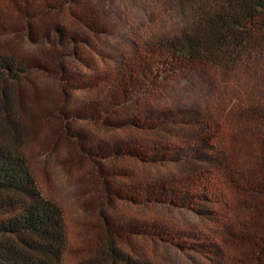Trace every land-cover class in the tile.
<instances>
[{
  "label": "rangeland",
  "instance_id": "1",
  "mask_svg": "<svg viewBox=\"0 0 264 264\" xmlns=\"http://www.w3.org/2000/svg\"><path fill=\"white\" fill-rule=\"evenodd\" d=\"M23 1L0 0V53L39 67L9 89L25 125L18 147L41 193L63 213L64 263L97 255L111 224L117 249L134 262L237 259L238 243L223 241L231 203L220 177L236 80L161 69L150 84L139 74L147 43L179 23L162 0H61L38 20L50 0ZM122 87L131 99L124 104ZM114 146L139 151L115 157ZM139 195L151 198L135 202Z\"/></svg>",
  "mask_w": 264,
  "mask_h": 264
},
{
  "label": "trees",
  "instance_id": "2",
  "mask_svg": "<svg viewBox=\"0 0 264 264\" xmlns=\"http://www.w3.org/2000/svg\"><path fill=\"white\" fill-rule=\"evenodd\" d=\"M23 2L28 5L27 0ZM162 2L179 23L163 29L147 43L139 74L148 75L146 81L151 84L161 69L172 73L199 70L238 83L239 96L229 131L232 137L227 141L229 154L220 177L224 196L231 203L221 228L223 241L228 244L235 240L240 249L237 259L228 254L226 264H264V91L260 96L264 86V0ZM50 3H44V12L34 13L33 19L54 9V3L60 6L61 0ZM38 68L28 58L0 53V264H65L63 213L41 193L29 160L18 147L25 125L14 116L9 89ZM146 87L142 83L140 92ZM133 88L131 93H139ZM120 91L121 104L131 100L127 99L128 88ZM117 94L109 93V100H116ZM138 151L132 146L109 150L115 157L136 155ZM90 154L96 156L97 151ZM145 198L151 197L139 195L135 202ZM237 211L242 214L240 220L236 219ZM137 230L132 226V232ZM105 232L106 240L96 248L98 254L77 264H151L134 262L117 249V227L111 224Z\"/></svg>",
  "mask_w": 264,
  "mask_h": 264
}]
</instances>
